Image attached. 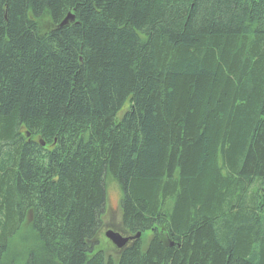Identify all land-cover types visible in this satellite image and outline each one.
I'll use <instances>...</instances> for the list:
<instances>
[{"label": "trees", "instance_id": "16d2710c", "mask_svg": "<svg viewBox=\"0 0 264 264\" xmlns=\"http://www.w3.org/2000/svg\"><path fill=\"white\" fill-rule=\"evenodd\" d=\"M0 264H264V0H0Z\"/></svg>", "mask_w": 264, "mask_h": 264}, {"label": "rangeland", "instance_id": "374dc122", "mask_svg": "<svg viewBox=\"0 0 264 264\" xmlns=\"http://www.w3.org/2000/svg\"><path fill=\"white\" fill-rule=\"evenodd\" d=\"M119 199L120 192L116 185L108 184L106 187V207L102 217V229L100 231L99 239L97 241L98 246L96 250L101 251L105 257H114L119 250L114 247L108 239L105 238L104 233L107 230L118 232L122 236H133L124 232L121 227L120 213H119ZM142 240V244H145L150 235L139 236V240Z\"/></svg>", "mask_w": 264, "mask_h": 264}, {"label": "water", "instance_id": "95a60500", "mask_svg": "<svg viewBox=\"0 0 264 264\" xmlns=\"http://www.w3.org/2000/svg\"><path fill=\"white\" fill-rule=\"evenodd\" d=\"M73 20V15L68 13L65 18L60 23V26L65 25L67 22ZM43 145V144H42ZM106 239L110 241V243L115 246L117 249L123 248L129 241H133L139 238L140 232H138L135 236H122L118 232L107 230L104 233Z\"/></svg>", "mask_w": 264, "mask_h": 264}, {"label": "flooded vegetation", "instance_id": "af4514ba", "mask_svg": "<svg viewBox=\"0 0 264 264\" xmlns=\"http://www.w3.org/2000/svg\"><path fill=\"white\" fill-rule=\"evenodd\" d=\"M133 243V242H130V244Z\"/></svg>", "mask_w": 264, "mask_h": 264}]
</instances>
